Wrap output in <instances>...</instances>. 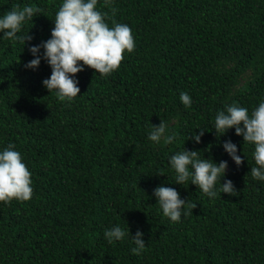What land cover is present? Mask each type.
Returning a JSON list of instances; mask_svg holds the SVG:
<instances>
[{"label":"trees","instance_id":"1","mask_svg":"<svg viewBox=\"0 0 264 264\" xmlns=\"http://www.w3.org/2000/svg\"><path fill=\"white\" fill-rule=\"evenodd\" d=\"M26 4L43 10L17 33L33 38L23 45L0 32V151L11 143L21 153L33 196L0 202V264H264L255 146L235 128L214 129L226 106L251 113L264 101V0H98L110 26L131 27L136 46L108 76L84 66L70 102L43 85L52 71L43 48L37 68L24 66L35 58L29 48L51 38L62 0H0V17ZM161 121L176 133L167 145L148 139ZM201 130L197 143L191 137ZM228 140L239 166L223 147ZM184 149L227 161L215 197L191 179L176 183L169 159ZM227 180L234 195L219 191ZM159 185L196 208L172 222L153 195ZM114 226L126 235L109 243L104 233ZM138 230L146 246L135 255Z\"/></svg>","mask_w":264,"mask_h":264},{"label":"clouds","instance_id":"2","mask_svg":"<svg viewBox=\"0 0 264 264\" xmlns=\"http://www.w3.org/2000/svg\"><path fill=\"white\" fill-rule=\"evenodd\" d=\"M105 6L110 0H104ZM42 9L35 5H25L22 8L14 5L12 10L0 17V32L4 38L19 40L23 45L33 37L18 36L26 20L33 19ZM112 16L116 9L111 8ZM108 12L98 9V0H62L61 6L55 14L54 27L51 38L40 45L29 48L35 57L25 64V68H37L41 63L40 49L43 48V59L51 66V75L42 81L49 92L55 91L59 101H72L78 94V80L74 76L83 70L84 66L94 69L101 76H108L119 69L125 58V53H132L136 43L131 27L126 23L112 26L107 23ZM82 62V63H81ZM180 100L185 107H190L192 100L188 93L181 92ZM242 125V126H241ZM235 128V134L243 136V141L253 144L254 167L250 168L253 179L264 181V101L259 102L251 113L246 107L237 103L226 106V110L219 111L215 117L214 129L216 134H225ZM168 133V125L161 121L153 125L148 139L157 144L161 141L170 144L176 138V133ZM204 130L199 134L193 133L192 139L200 142ZM219 135V136H220ZM223 147L229 156L239 166L242 157L237 155V146L231 140L224 142ZM169 163L176 173V183L183 185L191 179L204 194L215 197L217 181L224 177L228 163H219L209 159H201L198 151L187 150L176 152L170 156ZM190 168L192 171H190ZM32 173L24 162L21 153L15 150L11 143L0 151V202L10 203L13 199L28 201L33 196ZM220 193L234 195L236 189L231 180L221 183ZM153 195L157 198L163 215L172 222H179L181 215H189L196 208V203L181 199L180 193L173 187L157 186ZM126 231L120 226L106 229L105 239L112 243L122 240ZM143 233L137 231L133 237L136 247L132 253L139 255L145 250L146 243L141 239Z\"/></svg>","mask_w":264,"mask_h":264}]
</instances>
